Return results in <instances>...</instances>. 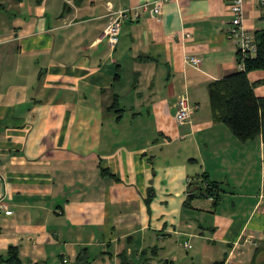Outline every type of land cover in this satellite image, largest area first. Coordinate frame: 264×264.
Masks as SVG:
<instances>
[{
  "label": "crops",
  "instance_id": "crops-1",
  "mask_svg": "<svg viewBox=\"0 0 264 264\" xmlns=\"http://www.w3.org/2000/svg\"><path fill=\"white\" fill-rule=\"evenodd\" d=\"M153 1L0 0V264H264V142L209 99L243 69L230 2L163 0L101 35ZM243 9L255 36L264 7ZM247 77L264 97V71Z\"/></svg>",
  "mask_w": 264,
  "mask_h": 264
},
{
  "label": "trees",
  "instance_id": "trees-1",
  "mask_svg": "<svg viewBox=\"0 0 264 264\" xmlns=\"http://www.w3.org/2000/svg\"><path fill=\"white\" fill-rule=\"evenodd\" d=\"M256 55L241 58L238 62L242 70L221 80L213 82L209 87L210 105L215 120L224 124L241 142L253 140L261 136L264 142V97H256L248 73L264 71V29L255 34ZM7 264H17L13 250H9Z\"/></svg>",
  "mask_w": 264,
  "mask_h": 264
},
{
  "label": "built area",
  "instance_id": "built-area-1",
  "mask_svg": "<svg viewBox=\"0 0 264 264\" xmlns=\"http://www.w3.org/2000/svg\"><path fill=\"white\" fill-rule=\"evenodd\" d=\"M163 0L144 2L138 6L120 10L110 15L108 24L102 30L101 35L107 39L109 44H112L114 38L118 36L122 25L125 22H135L143 15L151 14L154 17L159 16L160 6ZM247 0H229L230 11L232 18L228 28V37L232 39L236 45L238 54L242 60L246 57H254L256 55L257 47L255 37L244 27V9L243 5ZM261 6L264 7V0H257ZM183 38H188L189 34L182 35ZM185 63L194 68H197L200 59L195 56H185ZM192 108L188 104L186 96L178 98L173 109V117L177 124H184L189 121ZM0 214L4 216L11 215V211L7 205L0 198Z\"/></svg>",
  "mask_w": 264,
  "mask_h": 264
}]
</instances>
